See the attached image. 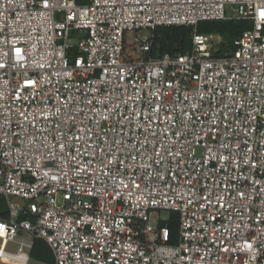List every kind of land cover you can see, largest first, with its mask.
Listing matches in <instances>:
<instances>
[{
    "label": "built area",
    "instance_id": "2783aa9c",
    "mask_svg": "<svg viewBox=\"0 0 264 264\" xmlns=\"http://www.w3.org/2000/svg\"><path fill=\"white\" fill-rule=\"evenodd\" d=\"M0 198V264H264V0H0Z\"/></svg>",
    "mask_w": 264,
    "mask_h": 264
},
{
    "label": "trees",
    "instance_id": "16d2710c",
    "mask_svg": "<svg viewBox=\"0 0 264 264\" xmlns=\"http://www.w3.org/2000/svg\"><path fill=\"white\" fill-rule=\"evenodd\" d=\"M77 4H83L89 2V0H75ZM252 22L250 20H221V21H200L197 24V31L199 33H213L221 36V42L217 46L214 55L222 56L229 50H231L232 41L234 38L238 37L243 31L250 29ZM191 28L189 27H166L160 29L161 39L160 43L166 51L171 54L177 52H185L190 44ZM2 199L0 198V203ZM7 214L0 215V217H6ZM175 218V217H174ZM175 225V220L171 221L170 227L173 233V226ZM30 257L37 262H44L47 264L53 263V257L51 251L44 240L40 238L33 239L32 248L30 250Z\"/></svg>",
    "mask_w": 264,
    "mask_h": 264
},
{
    "label": "rangeland",
    "instance_id": "374dc122",
    "mask_svg": "<svg viewBox=\"0 0 264 264\" xmlns=\"http://www.w3.org/2000/svg\"><path fill=\"white\" fill-rule=\"evenodd\" d=\"M227 13H229V14H232V12H231V9H230V7H228L227 8ZM190 28V27H189ZM192 28H191V31H190V36H191V33H192ZM132 32H129L128 33V40L129 41H131L132 40ZM139 35L141 36V37H144V36H146L147 35V32H145V31H141L140 33H139ZM72 42H75V40L73 39L72 40ZM125 51L128 53H130L131 54V52L133 51V54L134 55H139V54H137L136 52H135V48L132 50V49H129V48H125ZM10 200L14 203V204H17V205H20L23 201L20 199V198H18V197H14V196H10ZM157 216H159L161 219H168L169 217H172V218H174L175 217V214H170L169 212H167V211H154L153 212V215L151 216L152 217V222L154 223V221H155V219H156V217ZM172 225V228H173V226H175L172 230H173V233L175 234L174 235V237H176V232H177V224L175 223V225L172 223L171 224ZM29 264H46V263H42V262H37V261H31V263H29Z\"/></svg>",
    "mask_w": 264,
    "mask_h": 264
},
{
    "label": "water",
    "instance_id": "95a60500",
    "mask_svg": "<svg viewBox=\"0 0 264 264\" xmlns=\"http://www.w3.org/2000/svg\"><path fill=\"white\" fill-rule=\"evenodd\" d=\"M8 212V205L6 202L0 203V215L6 214Z\"/></svg>",
    "mask_w": 264,
    "mask_h": 264
}]
</instances>
